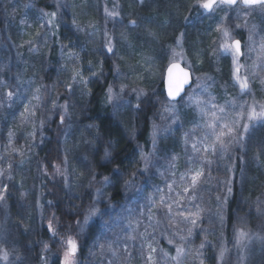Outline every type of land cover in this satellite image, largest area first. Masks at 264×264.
Wrapping results in <instances>:
<instances>
[{
    "label": "rangeland",
    "instance_id": "1",
    "mask_svg": "<svg viewBox=\"0 0 264 264\" xmlns=\"http://www.w3.org/2000/svg\"><path fill=\"white\" fill-rule=\"evenodd\" d=\"M7 1L10 2V0ZM42 1L47 4L54 1L59 20L62 23H67L70 20L74 21L81 29V32H85L86 34L85 39H82V43L86 46L90 43L95 49L94 54L89 53L90 65H87V68L82 71L85 80L101 74L99 69L94 67L95 62L92 59L93 57L98 58L99 62L107 61L114 68L118 69V73L114 76L111 84V88L113 89L112 100L115 101L116 108L125 110L127 108L126 103L132 94L136 98L141 97V94H138L140 90H144L145 92L151 90L156 85L155 81L164 79L166 67L169 63L173 62V49L176 52H182L184 56L183 60L177 58L175 61L181 63L192 73L193 86L179 102H160L155 103L153 106L157 117L155 116L156 119L152 122V129L154 123L160 128V133L157 137V150L150 157L149 164V173L151 178H153L152 182H154L153 188L143 190L142 187H138L130 191L126 201L127 204L120 209V213L110 224L112 226L111 230H105L104 226L102 227L104 229L102 233L104 241L105 239L106 241L115 240L117 236L122 237L127 231L125 220H121L120 224L116 225L115 221L120 217L130 216L132 218H139L144 223H147L146 215L149 208L146 198L154 195L157 187L165 189L167 193L166 184H171L173 180H176L177 184H174L173 188L176 191H181L180 185L182 182H180L179 174L190 166L186 163V160L187 156L192 155L190 145L185 146L183 142L184 133L193 129L197 124L203 125L209 117L200 112V106L205 107L206 110L210 107L206 103L198 106L195 102H190L189 96H195L201 102L211 100L212 103L225 106L227 101L235 100L236 107L226 106L228 120L236 119L237 112L240 111V105H244L247 108L254 101L258 104H264V82H262L264 80L261 79V77L264 78V68L258 70L254 67L251 60V52L247 48L249 35V27L247 25L253 21L258 24V29L264 32V12L258 6L244 7L238 3L235 6L220 5L219 7H215L210 13H207L198 6L197 0H142V2L141 0H110L109 7H107V4H104L103 0ZM10 4L13 5L8 9L16 13L18 19H14L7 14L4 0H0V15L7 14L10 18L8 24L9 31H12L14 37H16L14 41L19 43L18 45L22 44L21 40H24L31 41L30 43L34 47L43 46L42 39L48 38V35L44 31L46 19L43 18L39 10L36 11L32 8V0H14ZM136 5L137 11H134ZM106 10L107 12L118 13V15L109 16ZM245 13H251V15L245 16ZM236 15L240 17L238 24L233 19ZM107 20L111 21V24L109 29H107L108 31L104 34L102 24L105 25ZM130 21H135V24L130 23ZM237 25L240 26L237 27ZM224 29H228L233 39L240 41L242 55L238 60L243 65L241 74L249 77L250 92L241 93L239 86L233 79V57L230 53L220 50V45L224 40ZM181 34H183L181 40L182 47L178 46V38L181 37ZM109 47L112 49L111 52L108 51ZM63 61L68 66L67 71L69 74L68 77H65V83L77 82L80 84L77 87L79 93L74 91L71 94L73 96L72 99L80 103L81 96L86 94L87 84L78 82L80 77H77L75 81L72 79L74 72L78 70L75 67L76 61H74L72 54L67 53ZM18 71L22 73V76L19 78L17 84L15 86L12 85L10 88L15 91L16 87L19 86V93L9 101L4 95L9 89L0 88V103L2 100H5L6 105L9 107L12 102L14 103V108H17L16 113H24L25 106L28 105L29 101L33 105L40 103V101L32 99L35 90L39 88L40 95L43 97L45 88L39 85L30 86V82L33 81V85L38 82V74L35 75L32 71L31 75H29L27 71ZM93 72L97 75L93 76ZM4 74L3 67H0V79L4 80ZM195 77H200V81L197 82ZM207 77H211V79H207ZM122 87L123 91L121 92ZM133 89L137 91H133ZM67 96H69V93L62 94L53 89L50 98L55 101L61 100V104H64L66 101L63 102V99ZM20 102L23 106H18ZM166 107L172 109V111H165ZM37 113L36 116L27 122L25 121L20 126V129L13 138L11 151L5 154L0 162V169H6L10 172L9 165L19 156L20 152H26L30 149L28 138L32 136L30 133H34L37 128ZM218 115L220 114L218 113ZM175 116L179 117V122L174 124L173 118ZM244 123L246 121H240L237 127L239 128ZM84 126H81L77 135V144L80 148L91 143L90 140L88 142L85 141ZM87 128L89 130L88 126ZM165 129L168 130L165 131ZM206 131L207 129L203 127L196 128L194 137H199ZM167 137L176 138L173 143L176 152L166 153L163 151L162 142ZM13 149L16 151H13ZM236 153L240 155L241 166H245L246 168L247 180H249L251 171L256 175L253 180L257 178V174L259 175V173L261 177L264 176V122H255L249 126L248 132L244 134V149H241L236 144H231L228 153L223 155L218 153V156L216 154L210 157L213 163L205 166V176L195 190L197 199L189 202L187 196L192 195L189 192L184 194L185 199L181 201L182 206L180 208H176L175 205L173 206L175 222L173 226H170V232L166 231L164 227L155 228V231L152 228L148 229L149 233H152L148 237V240L156 248V252L152 254L156 264H168L161 246L162 236L165 237L163 241L166 248L168 246L174 248L182 246L186 250L187 261L189 259H196L197 252L194 253L196 246L193 241H190L191 236H187L186 230L189 225L185 222L187 228L183 226V216L178 213L183 211V215L187 216L188 211H196L193 205L199 204L201 209H203L199 224L207 220V218H209V223L211 224H220V216L217 213H222L223 211L222 200L226 191L225 182L227 181L229 168L234 161ZM80 154H82V161L84 155L83 153ZM173 155L178 156L176 167L169 168L168 161ZM24 160L25 162L28 161L26 158ZM79 163L80 160L78 159L77 164ZM80 167L83 168L84 166L81 165ZM8 172L6 173L8 174ZM172 172H175L176 175L173 176ZM254 183L255 189L258 188L257 183ZM246 185L247 183L244 185L245 187L237 207L235 230L233 231L234 237L229 241L228 245L223 244V249H225V255L233 260V264H264V240L257 238L264 237V210L252 215L243 211L252 206L256 209L259 204L264 207V186L258 190L259 194L256 196V199L249 202L250 198H244L243 193L247 190L254 191L255 189L252 187L245 190ZM138 190H142V196ZM171 195H173V198H176L174 193ZM185 209L188 211H185ZM210 209L211 213L208 212ZM153 211L161 221L160 225L163 224L162 220L169 219L167 209H153ZM141 212L145 215L141 216ZM177 219H180L179 224L176 222ZM52 224L55 229L56 224ZM89 226L91 224L84 230L85 234L81 237L84 241L87 239ZM239 228L250 231L252 235L247 249H241L236 243V232ZM143 230V226H141L140 231L142 232ZM174 233H179V235H175ZM180 236H185L186 239L181 241ZM64 238L57 235L53 236L51 241V245L56 248L59 254L61 264H63V252L65 250L62 245ZM75 239L78 240L81 246L85 243L80 238L78 239V237ZM169 239L173 241L172 244L168 243ZM208 239L210 240L211 236ZM140 244L141 239L138 237L134 245H129V251L132 253L130 261L123 259L124 253L121 250V260H115L108 253L106 256L107 264L109 261H112V264H145L143 255H147L148 249L145 246L142 250ZM79 251L77 253L78 264L80 263L78 258ZM94 264L98 263L95 262Z\"/></svg>",
    "mask_w": 264,
    "mask_h": 264
},
{
    "label": "trees",
    "instance_id": "2",
    "mask_svg": "<svg viewBox=\"0 0 264 264\" xmlns=\"http://www.w3.org/2000/svg\"><path fill=\"white\" fill-rule=\"evenodd\" d=\"M11 1L4 0L7 7V14L18 19L16 13L8 9ZM110 0H103L109 7ZM32 8L40 11L44 23V31L48 35L47 39H42L43 46L34 47L31 41H22L20 45L15 42L13 32L9 31L10 18L7 14L0 15V67L5 71L4 80L15 86L22 76L20 71H27L29 75H39L38 82L30 86L39 85L45 88L43 100L40 101V108L36 117L35 135L28 138L30 149L20 152L19 156L12 162L10 174L13 179H7V173L0 177V187L4 184L8 186V192L4 202H0V249L8 252V259H0V264H61L59 254L55 247L51 245L52 233L48 230V222L56 224L55 231L60 237L72 236L81 238L85 232H81L77 220H83L84 215L90 205L97 199L95 189L101 187L102 176L113 177L114 183L103 188L104 195L98 201V206L102 211H107L108 215L94 219L90 224L87 239L82 244L79 251V264H107L108 255L105 248L102 255L99 245H106L104 241L103 226L105 223L111 224L120 209L127 204L128 193L138 187L143 190L153 188V178L147 171H144V163L141 160L140 149L145 153L152 152V122L156 119L154 104L168 103L164 94L162 79L155 81L156 85L136 98L134 94L128 100L125 110L116 108L115 101L107 99L108 88L111 87L114 76L118 69L109 62H99L93 57L94 67L101 72L97 77L88 78L86 94L81 96L80 103L72 99V92L79 93L77 82L65 83L68 77V66L64 63L67 53L72 54L75 67L83 71L90 65V54H94L95 49L89 43L87 46L82 43L85 39V32L75 24L74 21L61 22L56 12L54 1L44 3L42 0H32ZM137 11V5L134 7ZM55 12V18H50L45 13ZM1 13V12H0ZM53 19V23H49ZM13 21V19H11ZM111 21L107 20L102 24L104 34L108 31ZM70 86L72 91L66 88ZM49 88V92H48ZM55 89L59 93L68 94L63 102L69 104L70 117L65 118V123L61 124L58 114L61 109H52L50 95ZM81 94V92H80ZM158 94L161 101L155 99ZM59 101L56 103L61 104ZM16 104V103H15ZM139 105V107H137ZM18 106H23L20 102ZM14 103L6 105L5 100L0 103V162L5 154L11 151L13 138L25 123L22 112L16 113ZM51 117L48 119L47 117ZM44 119L45 123L41 128L39 120ZM70 125V127H69ZM82 125L84 126V138L86 142L91 141L87 146L77 144V135ZM92 125V128L87 126ZM16 129V130H15ZM12 133L11 138L9 133ZM79 137V136H78ZM172 139V140H171ZM176 138L167 137L162 142V149L166 153L176 152ZM108 147L112 156L110 160H102L104 149ZM81 149V150H80ZM83 159L81 161V155ZM219 154L217 153V156ZM67 157V163L64 159ZM87 157V159H85ZM28 161L25 162L23 159ZM80 163L77 164V160ZM73 160V162H72ZM216 162V160H215ZM59 164L65 175L56 174L53 165ZM240 155L236 153L231 171L228 173L226 191L222 200L223 223L216 225L209 223V218L202 221L198 227L194 228L190 241L199 251L196 259L188 260L187 255L182 256L180 264H233V260L224 254L220 258V250L224 245H228L233 239L235 230V219L239 199L243 193L244 198L249 197L251 202L259 194L258 190L264 186V176L250 172L249 180L246 176L245 166H241ZM76 165V166H75ZM83 165L84 167H80ZM119 169L122 175L114 174V169ZM95 170L96 181L89 187V180L92 170ZM242 170V171H241ZM133 174H135L133 176ZM131 179V187H125L124 181ZM231 187V193L228 192ZM245 194V195H244ZM252 195V197H250ZM51 201V203H49ZM253 207V206H252ZM248 208L243 211L250 215L253 209ZM211 213V209L208 210ZM183 213L180 211L178 214ZM247 214V215H248ZM240 215V214H239ZM238 215V216H239ZM249 216V215H248ZM53 218V220H51ZM179 224L180 219L176 220ZM161 225L170 232L169 219L162 220ZM183 226L187 228L185 221ZM211 236L208 241L207 238ZM171 237V236H170ZM165 237L162 236V250L168 255L165 256L168 264H177L172 257L176 256L175 248L164 244ZM205 243V247L200 249V244ZM45 244L47 249L45 250ZM117 247V245H113ZM198 247V248H197ZM229 250V248H228Z\"/></svg>",
    "mask_w": 264,
    "mask_h": 264
},
{
    "label": "snow or ice",
    "instance_id": "3",
    "mask_svg": "<svg viewBox=\"0 0 264 264\" xmlns=\"http://www.w3.org/2000/svg\"><path fill=\"white\" fill-rule=\"evenodd\" d=\"M142 2V0H141ZM240 4L244 7H253L258 6L262 12H264V0H197V4L200 8L212 11L215 7H219L220 5H228V6H235L237 4ZM107 12V10H106ZM45 15L49 16L50 18H55L56 13L50 12L45 13ZM107 15L114 16L118 15V13L113 12H107ZM245 16L251 15V13H245ZM49 23H53V19H49ZM130 23L135 24V21H130ZM240 25H237L239 27ZM255 27V26H253ZM183 34H181V37L178 38V46L182 47V40ZM223 43L220 45V50L225 53H230L233 57V65H234V71H233V79L234 82L239 86V89L241 93L244 92H250V81L249 77L247 75L241 74V69L243 65L239 63L238 58L242 55L241 53V44L239 40H235L231 37L230 32L228 29L223 30ZM252 37L249 36V40H251ZM261 49L264 50V43H261L260 45ZM108 51L111 52V47L108 48ZM173 62L170 63L168 67V79H167V86L168 91L167 95L172 98L173 100L180 95V93L184 90V85L188 84L191 80V73L189 71H186L184 68L180 67L179 63H176L175 60L184 59L182 52H176L175 49H173ZM190 66V65H189ZM255 67V65H254ZM93 76L97 75L95 72L92 73ZM77 77H80L79 81L80 83L87 84V81L83 78L82 71L76 70L73 74L72 79L75 81ZM197 82L200 81V77H195ZM207 79H211V77H207ZM264 82V81H262ZM22 83V82H20ZM199 86V84H198ZM0 88L9 89L4 95L6 96L7 100L11 101L14 96H17L20 89L19 86L16 87L15 91L11 90L9 84L7 81L0 79ZM66 88L69 92L72 91L70 86L66 85ZM123 91V87L121 88V92ZM133 91H137L136 89H133ZM112 93L113 89L111 87L108 88V97L107 99L109 102L112 100ZM138 94H144L142 90ZM118 98V97H117ZM32 99L37 101H42L43 97L40 95V89L37 88L33 94ZM190 102H195L198 106H200L202 103H206L207 105H210L209 108L200 106V112L208 116L209 118L204 122L203 125H195L193 129L189 130L188 132L184 133L183 142L185 146L191 147L192 155L187 156L186 163H188L190 166L186 168V170L179 174L181 185V191H176L173 188L174 184H177L176 180H173L171 184H166L167 193L165 192V189H161L157 187L155 189V194L148 196L146 199L148 201V212L146 215L147 223H144L143 220L139 218H132V217H120L115 221L116 225L120 224L121 220H125V228L127 231L125 234L121 236H117L115 240H109L107 241L106 245H99L101 249L102 255L104 254L105 248L107 249V252L117 261L121 260V250L124 253L123 259L131 260L132 253L129 251V245H134V242L138 239V237L141 239L140 248L143 250L145 246L148 249L147 255H143V258L145 260V264H156L153 253L156 252V248L153 247V243L149 242L148 237L152 235V233H149L148 229L152 228L153 231H155V228L158 227L161 223V221L156 217L153 209H167V216L169 218L170 223L175 222V214L173 213V206L175 205L176 208H180L181 201L185 199L184 194L191 192L192 195L187 196V200L189 202H193L197 199L195 195V190L197 189L198 185L202 182V179L205 176V166L211 165L213 161L210 159L211 156L216 155L217 153H220L221 155L228 153L229 148L231 144L238 145L241 149H244V134L248 132L249 126L255 122H264V104H258L257 102H253L252 104L248 105L247 108L244 107V105H240V111L237 112L236 119L228 120L227 119V111L226 106L228 107H236V101H227L226 106L225 105H217L215 103H212L211 100L207 102H201L197 97L195 96H189L188 97ZM214 99V98H213ZM52 109H56L59 107L61 109L62 114H58V119L61 124L65 123V118L71 116V112L69 111V104L65 102L64 104H57L55 100L51 102ZM10 106V105H9ZM40 104L33 105L31 101H29L28 105L25 106L24 113H22V117H24L25 121L27 122L32 117L36 116L37 111L40 108ZM139 107V105H137ZM165 111L171 112L172 109L165 108ZM218 113L220 115H218ZM50 119L51 117H47ZM240 121H246L243 125H241L239 128L237 127L240 124ZM179 117L175 116L173 118V123H178ZM45 123L44 119L39 120V126L42 128ZM70 127V125H69ZM89 128H92V125L88 126ZM207 129L206 132H204L199 137H194V133L196 128ZM168 129H165L167 131ZM160 133V128L155 123L153 124L152 129V152L145 153L143 148L140 149L141 154V160L144 163V171H147L149 164H150V157L155 154L157 150L158 145V135ZM30 135L34 136L35 133H30ZM12 133H9V137L11 138ZM13 151H16L13 149ZM112 156L111 150L106 147L104 149V154L102 157V160L108 161L110 160ZM87 159V157H85ZM178 159L177 155H173L169 161L168 165L169 168H175L176 167V161ZM64 163H67V157L64 159ZM56 174L59 175H65V172L61 170V166L59 164L53 165ZM11 168V165H9V169ZM229 171H231V167L229 168ZM242 171V170H241ZM8 172L6 169H0V177H4L5 173ZM114 174L117 176L122 175L119 171V169L113 170ZM135 174H133L134 176ZM172 175L175 176L176 173L172 172ZM7 179L11 180L13 177L11 176L10 172H8ZM96 181V173L95 170H92V176L89 180V187L93 186V182ZM114 183L113 177L104 175L102 176L101 181V187H98L95 189V195L96 200L92 203V205L89 206L87 209L86 214L83 217V220H77L76 223L80 226L81 232H83L88 225L94 220L99 218L100 220H103V217L105 215H108L107 211H102L101 208L98 206V201L103 197L104 192L103 188L108 187L109 185H112ZM225 183H230V181H226ZM125 187H131L133 184V181L131 179L124 181ZM140 195H143L142 190H138ZM232 189L231 187H228V192L231 193ZM8 192V186L4 184L2 187H0V202H4L6 199V194ZM174 193L176 198H173ZM219 199V198H218ZM135 202V201H133ZM51 203V201H49ZM193 207L196 209V211H188L185 209V211H188V215L184 216L183 213H180L181 216H183L184 221L189 225L187 228V236H191L193 233V229L199 226V220L201 218V212L203 209H201L199 204H194ZM259 211V209H258ZM145 214L141 212V216H144ZM217 215L220 216L221 223H223V214L217 213ZM141 226H143V231H140ZM111 225L105 223L104 228L105 230H111ZM48 230L52 233V235L55 237L58 235V233L53 228V224L51 221L48 223ZM124 231V229H122ZM175 235H179V233H174ZM258 239L264 240V237H257ZM181 241H184L186 239L185 236H180ZM252 235L250 231H246L244 228L237 229L236 232V243L241 249H247L248 244L251 242ZM169 244H172L173 241L169 239ZM206 242H202L200 244V249H203L205 247ZM62 245L64 246L65 250L63 252V264H78L77 261V253L80 250L81 245L79 244L78 240L73 238L72 236H67L63 239ZM113 245H118L117 247H114ZM45 250L47 249V244H45ZM176 256L172 257L173 260L177 262V264H180V260L182 256L186 255V250L182 246H177L175 248ZM225 254V249L221 248L220 250V258L223 259ZM165 256L168 254L165 253ZM197 255H200L199 251L197 252ZM0 259L7 260L8 259V252L4 249H0ZM108 264H112V261H109Z\"/></svg>",
    "mask_w": 264,
    "mask_h": 264
},
{
    "label": "bare ground",
    "instance_id": "4",
    "mask_svg": "<svg viewBox=\"0 0 264 264\" xmlns=\"http://www.w3.org/2000/svg\"><path fill=\"white\" fill-rule=\"evenodd\" d=\"M233 19H234V22L237 24L240 22V17L237 15ZM248 24L249 25H247V27H249V32H248L249 35H248V39H247V48L251 52V55H252L251 60L253 61V65H255V67L258 70H261L262 68H264V50L261 49L260 45H261V43H264V32L261 31L260 29H258L257 23L251 21ZM253 26H255V27H253ZM249 36L252 37L251 40H249ZM175 62H177V61H175ZM169 65H170V63H169ZM167 67H166V69H167ZM166 69H165V71H166ZM164 77H165V75H164ZM261 79L264 80V78H262V77H261ZM163 82H164V79H162V83ZM154 97L158 101L162 100V99L160 100V97L158 96V94H156ZM165 98H166V96H165ZM166 100H167V98H166ZM169 103H171V102H169ZM258 209H259V211H258ZM261 210L263 211L264 207L259 204V206L256 209H253L252 212L254 214H258L259 212H261Z\"/></svg>",
    "mask_w": 264,
    "mask_h": 264
},
{
    "label": "water",
    "instance_id": "5",
    "mask_svg": "<svg viewBox=\"0 0 264 264\" xmlns=\"http://www.w3.org/2000/svg\"><path fill=\"white\" fill-rule=\"evenodd\" d=\"M255 7V6H253ZM205 12L207 13H210L211 11H207L205 10ZM176 63H179V62H176ZM180 64V67L184 68L186 71H189L191 73L190 70L186 69L181 63ZM169 67V66H168ZM168 67L165 71V77H164V82H163V87H164V93H165V96L167 98V100L171 103H177L178 101H180L186 94V92L193 86V77H192V73H191V80L188 84H185L184 85V90L180 93L179 96H177L174 100L172 98H170L168 95H167V91H168V86H167V79H168Z\"/></svg>",
    "mask_w": 264,
    "mask_h": 264
}]
</instances>
